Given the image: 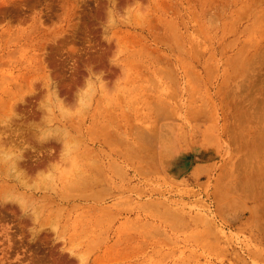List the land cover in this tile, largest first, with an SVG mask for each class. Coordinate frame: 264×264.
Here are the masks:
<instances>
[{
    "label": "rangeland",
    "instance_id": "obj_1",
    "mask_svg": "<svg viewBox=\"0 0 264 264\" xmlns=\"http://www.w3.org/2000/svg\"><path fill=\"white\" fill-rule=\"evenodd\" d=\"M138 2L146 16L108 42V0H0V121L18 117L0 135L30 145L28 176L62 151L29 127L49 72L69 105L85 66L109 92L121 79L110 106L97 97L64 124L82 149L55 189L28 194L44 230L33 240L31 219L0 207V264H78L73 245L90 264H264V0ZM3 172L0 193L15 187Z\"/></svg>",
    "mask_w": 264,
    "mask_h": 264
},
{
    "label": "clouds",
    "instance_id": "obj_2",
    "mask_svg": "<svg viewBox=\"0 0 264 264\" xmlns=\"http://www.w3.org/2000/svg\"><path fill=\"white\" fill-rule=\"evenodd\" d=\"M108 2L110 7L106 9L107 18L101 25L102 38L108 42H111L112 32L122 23H131L134 18H142L147 14V9H142L141 6L140 11L134 17L131 10L136 8L139 3L138 0L134 6L125 9L123 15L117 11V0H108ZM85 71L87 76L84 80V86L76 90L74 93L75 101L71 105L60 97L57 82L49 72L48 86L46 88L43 86L47 90L46 95L38 103V111L42 112L43 115L38 123L32 122L29 124L40 144L48 143L50 140H56L62 144V151L57 163L51 164L47 170L38 172L35 178H32L27 175L24 169L19 167V163L24 160V153L30 145L5 147L2 142L3 136L0 135V168H3V174L15 185L14 188L0 193V207L9 203L17 205L22 217L30 218L32 221V227L28 231L31 233L33 240L44 230L41 227V220L45 215V209L40 201L28 194L41 190H54L58 179L57 165H71L78 158V154L82 149L79 139L64 124L72 119L85 116L94 106L97 97L103 96L106 104L110 106L113 94L117 91L121 80L116 81L115 91L109 92L103 70L96 71L94 66L87 65ZM13 118H18L14 111L6 123L0 121V127H8ZM33 151L35 150L33 149ZM48 229L55 234L56 242H63L59 239L61 225L58 221L52 222ZM61 251L64 252V247ZM67 253L71 258H75L78 264H90V253L83 250L79 245H73L72 251Z\"/></svg>",
    "mask_w": 264,
    "mask_h": 264
}]
</instances>
